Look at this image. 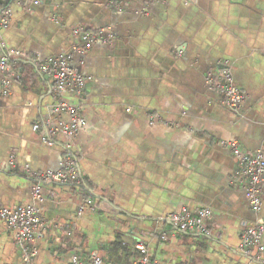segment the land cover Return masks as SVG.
Wrapping results in <instances>:
<instances>
[{"label":"crops","instance_id":"obj_1","mask_svg":"<svg viewBox=\"0 0 264 264\" xmlns=\"http://www.w3.org/2000/svg\"><path fill=\"white\" fill-rule=\"evenodd\" d=\"M37 1H11L0 32L22 55L19 79L0 96V206L37 208L43 227L32 264H70L72 253L93 251L128 264L137 242L156 264H260L238 246L243 222L264 224V192L254 212L228 143L264 153V0ZM76 27L103 29L110 42L79 48ZM61 54L88 77L80 96H56L29 62ZM221 67L245 97L239 112L205 83ZM58 100L84 121L73 140L84 185L43 183L39 201L29 173L58 169L66 138L52 135L47 145L32 127L70 121L68 112H52ZM86 199L91 205L78 215ZM201 207L210 209L211 236L160 221ZM19 259L0 220V264Z\"/></svg>","mask_w":264,"mask_h":264},{"label":"built area","instance_id":"obj_2","mask_svg":"<svg viewBox=\"0 0 264 264\" xmlns=\"http://www.w3.org/2000/svg\"><path fill=\"white\" fill-rule=\"evenodd\" d=\"M13 0H0V32L7 27L10 20V2ZM21 2L27 0H18ZM32 4H37V0H30ZM73 32L80 38V47L89 48L96 42H110V35L104 34L103 29L95 32H87L81 27H76ZM70 54H61L55 57H47L43 60L31 59L30 65L41 76L50 79L56 96L64 91H71L80 96L83 93L85 82L88 79L78 69L70 64ZM22 59L21 52L17 49L9 48L0 41V96H7L13 81L19 79L20 75L16 67L17 61ZM205 83L208 87L216 88L221 93V102L228 109L239 112L244 101V95L237 89L231 74L226 67H221L216 74L211 70L205 74ZM52 112H68L70 121L68 123L45 119L41 123H35L33 130L44 131L42 141L47 145H53L52 135L62 134L66 140L61 146L60 167L55 170L41 172H30L33 179L32 196L35 200H41V186L43 183H56L80 187L82 178L78 166V156L75 152L73 140L81 125L83 118L78 108L64 101L58 100L52 106ZM233 155L237 157V175L239 183L243 188L244 195L248 200L251 209L257 212L261 205V195L264 192V153L259 150L247 153L240 149L236 141L228 143ZM14 158L10 156V163ZM91 205V200L86 199L78 205L77 214L81 215L86 207ZM210 209L201 207L195 213H191L185 208L179 212L170 214L160 219L167 222L174 232H187L202 236H211V229L208 227ZM0 220L7 229L14 233V243L20 255L18 264H32L36 257V239L41 234L43 227L42 220L35 206H18L8 208L0 206ZM164 236V235H162ZM264 224L259 221L252 223L243 222L240 233L238 249L247 256L250 261L264 264ZM134 249L139 253L138 257L128 264H156L149 259L148 248L142 242L134 244ZM70 264H112L102 259L96 252H90L86 256H79L72 253L69 256Z\"/></svg>","mask_w":264,"mask_h":264},{"label":"rangeland","instance_id":"obj_3","mask_svg":"<svg viewBox=\"0 0 264 264\" xmlns=\"http://www.w3.org/2000/svg\"><path fill=\"white\" fill-rule=\"evenodd\" d=\"M180 263V262H179ZM116 264V263H115ZM180 264H188V263H186V262H182V263H180Z\"/></svg>","mask_w":264,"mask_h":264},{"label":"trees","instance_id":"obj_4","mask_svg":"<svg viewBox=\"0 0 264 264\" xmlns=\"http://www.w3.org/2000/svg\"><path fill=\"white\" fill-rule=\"evenodd\" d=\"M84 185V183H83V180H82V185L81 186H83Z\"/></svg>","mask_w":264,"mask_h":264}]
</instances>
